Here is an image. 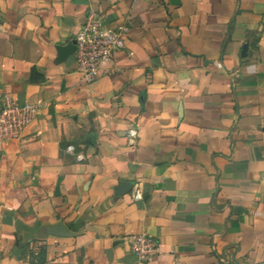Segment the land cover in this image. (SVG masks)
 <instances>
[{"label":"crops","instance_id":"0c3cea01","mask_svg":"<svg viewBox=\"0 0 264 264\" xmlns=\"http://www.w3.org/2000/svg\"><path fill=\"white\" fill-rule=\"evenodd\" d=\"M91 12L128 32L87 82L59 47ZM0 91L41 106L0 149V264L264 263V0H0Z\"/></svg>","mask_w":264,"mask_h":264},{"label":"built area","instance_id":"2783aa9c","mask_svg":"<svg viewBox=\"0 0 264 264\" xmlns=\"http://www.w3.org/2000/svg\"><path fill=\"white\" fill-rule=\"evenodd\" d=\"M127 32L126 25H111L104 14L90 13L76 38L74 52L78 70L87 82H93L112 60L114 53L124 48ZM40 109L38 103L20 102L10 93L0 91V149L7 139L22 137L37 118ZM136 134V130H130L131 141H134ZM69 148L74 147L71 145ZM134 197L141 199L142 193L137 192ZM129 241L133 253L142 261H147L159 253L157 241L147 233L132 235ZM176 264L185 263L177 261Z\"/></svg>","mask_w":264,"mask_h":264},{"label":"water","instance_id":"95a60500","mask_svg":"<svg viewBox=\"0 0 264 264\" xmlns=\"http://www.w3.org/2000/svg\"><path fill=\"white\" fill-rule=\"evenodd\" d=\"M248 48V45L245 44L244 50ZM76 50V40H72L69 43H67L64 46L59 47V53H60V60H65L66 57L72 53H74ZM132 183H125L120 186L119 192L120 193H126L130 189H132Z\"/></svg>","mask_w":264,"mask_h":264},{"label":"trees","instance_id":"16d2710c","mask_svg":"<svg viewBox=\"0 0 264 264\" xmlns=\"http://www.w3.org/2000/svg\"><path fill=\"white\" fill-rule=\"evenodd\" d=\"M45 245H41V247L39 248V251L36 253L34 251L31 252V257H35L38 259V262H36L35 264H42L44 262V253H45V249H44ZM37 256V257H36Z\"/></svg>","mask_w":264,"mask_h":264}]
</instances>
